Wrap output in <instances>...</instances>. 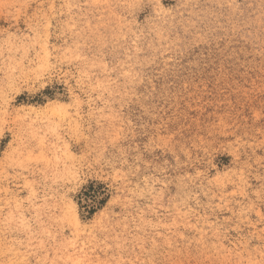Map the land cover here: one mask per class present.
I'll use <instances>...</instances> for the list:
<instances>
[{
	"label": "rangeland",
	"instance_id": "1",
	"mask_svg": "<svg viewBox=\"0 0 264 264\" xmlns=\"http://www.w3.org/2000/svg\"><path fill=\"white\" fill-rule=\"evenodd\" d=\"M0 264H264V0H0Z\"/></svg>",
	"mask_w": 264,
	"mask_h": 264
},
{
	"label": "trees",
	"instance_id": "2",
	"mask_svg": "<svg viewBox=\"0 0 264 264\" xmlns=\"http://www.w3.org/2000/svg\"><path fill=\"white\" fill-rule=\"evenodd\" d=\"M90 189H91V190H90V193H92V194H89V196L91 197L92 200H94L93 202L96 203V202H97V201H95V200H97L96 193H97L98 191L94 190V186H93V185L91 186ZM87 196H88V195H87ZM103 203H104L103 201L98 202L99 205H101V204H103ZM94 208H95V207H92V208L90 209V213H92V214L95 213Z\"/></svg>",
	"mask_w": 264,
	"mask_h": 264
}]
</instances>
